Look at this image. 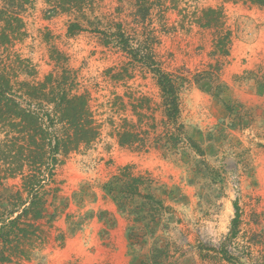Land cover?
<instances>
[{"label":"rangeland","instance_id":"1","mask_svg":"<svg viewBox=\"0 0 264 264\" xmlns=\"http://www.w3.org/2000/svg\"><path fill=\"white\" fill-rule=\"evenodd\" d=\"M208 9L219 12L215 25ZM0 12V35L9 39L0 41V70L85 96L97 129L36 186L44 217L34 236L28 229L5 245L11 262L1 264H131L133 255L134 264H264V5L94 0L83 11L53 13L43 0H0ZM10 14L19 19L11 29ZM72 24L80 30L70 33ZM157 69L178 88L173 125ZM123 131L142 141L120 147ZM168 133L180 141L173 145ZM123 167L162 203L159 211L139 200L118 210L103 186ZM26 198L20 177L0 184V226ZM141 203L143 221H134L129 211Z\"/></svg>","mask_w":264,"mask_h":264},{"label":"trees","instance_id":"2","mask_svg":"<svg viewBox=\"0 0 264 264\" xmlns=\"http://www.w3.org/2000/svg\"><path fill=\"white\" fill-rule=\"evenodd\" d=\"M9 5L30 3L33 0H4ZM94 0H43L51 7L53 13H71L83 11L90 7ZM253 4L263 6L264 0H250ZM3 15L2 12H0ZM6 18V24L10 27V21L19 22L15 14ZM214 16V24L219 22V12L208 9L204 16ZM210 23L207 22V26ZM15 31L17 30L13 28ZM69 32L80 30V26L72 24ZM226 37V36H225ZM225 39V38H223ZM2 43H8V35H0ZM157 86L161 94V107L164 119L175 124L179 116L178 88L174 79L167 73L157 69ZM47 82L30 84L27 81H18L12 76L0 70V184L3 181L20 177L22 189L26 192L25 202H20L21 212L13 219L0 226V264L10 263V256L5 255V245L20 243L21 238H27L28 229L35 235L37 228L34 222L44 217V205L46 202L36 193V186L42 179L50 181L53 178L55 168L62 162L60 158L76 151L80 146L89 145L97 137V129L88 109L85 96H70L62 86H52ZM118 145L128 146L138 141L139 134L133 131H123L118 134ZM168 141L179 142L180 137L168 133ZM42 177V178H39ZM143 180L131 176L128 167H123L118 174L104 184V191L116 203L118 210L123 214L127 206L135 200L148 201L152 214L162 208L160 201H153L149 194L141 193ZM136 204L132 206L129 214L134 221H143L141 216L144 206ZM139 207H142L140 211ZM157 207V208H155ZM235 216L232 220V231L239 224V207L233 204ZM154 209V211H153ZM15 212H10L14 214ZM151 215V214H150ZM149 215V216H150ZM24 217L31 219L26 224L21 222ZM155 215L150 216L153 219ZM135 223V222H134ZM234 236V234H232ZM12 237V238H11ZM134 245L130 244V248ZM161 255L162 248H155ZM156 252V253H157ZM25 254L24 252H22ZM155 253V254H156ZM136 255L130 260L134 264ZM152 258V261L154 262ZM156 264V262H154Z\"/></svg>","mask_w":264,"mask_h":264}]
</instances>
